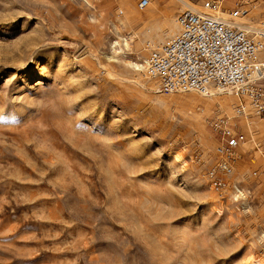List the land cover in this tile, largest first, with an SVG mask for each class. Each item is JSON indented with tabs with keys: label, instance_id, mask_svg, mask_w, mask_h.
<instances>
[{
	"label": "rangeland",
	"instance_id": "374dc122",
	"mask_svg": "<svg viewBox=\"0 0 264 264\" xmlns=\"http://www.w3.org/2000/svg\"><path fill=\"white\" fill-rule=\"evenodd\" d=\"M138 1L0 0V264H264V119L241 122V213L203 178L234 96L161 92L141 64L206 0Z\"/></svg>",
	"mask_w": 264,
	"mask_h": 264
},
{
	"label": "built area",
	"instance_id": "2783aa9c",
	"mask_svg": "<svg viewBox=\"0 0 264 264\" xmlns=\"http://www.w3.org/2000/svg\"><path fill=\"white\" fill-rule=\"evenodd\" d=\"M260 2L206 0L201 10L185 8L176 15L175 33L169 40L144 43L146 57L141 63L143 74L164 93L207 96L213 88L231 90L236 99L232 114L215 113L207 120L216 140L215 161L203 178L217 199L241 213L252 210L251 197L232 177L247 140L241 122L251 114L264 119V19L255 24L239 21L249 19ZM149 3L139 0L137 8L145 10ZM131 43L130 34L121 33L112 45L122 51ZM248 174L264 179V159ZM258 245L264 261V224L259 228Z\"/></svg>",
	"mask_w": 264,
	"mask_h": 264
},
{
	"label": "bare ground",
	"instance_id": "6f19581e",
	"mask_svg": "<svg viewBox=\"0 0 264 264\" xmlns=\"http://www.w3.org/2000/svg\"><path fill=\"white\" fill-rule=\"evenodd\" d=\"M186 8H191V9H194L193 7H186ZM218 15V14H217ZM215 16V15H214ZM239 22H242V20L241 21H239ZM165 29V28H164ZM142 68H143V66H142ZM145 76V75H144ZM218 92H222V90H220L219 88H218V90H217ZM229 91L231 92V90L229 89Z\"/></svg>",
	"mask_w": 264,
	"mask_h": 264
}]
</instances>
